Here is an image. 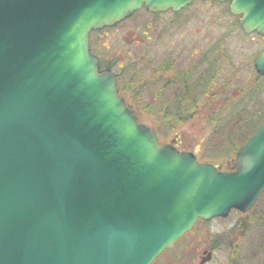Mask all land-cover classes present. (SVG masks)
Segmentation results:
<instances>
[{
  "label": "water",
  "instance_id": "obj_1",
  "mask_svg": "<svg viewBox=\"0 0 264 264\" xmlns=\"http://www.w3.org/2000/svg\"><path fill=\"white\" fill-rule=\"evenodd\" d=\"M193 1L0 0V264H152L256 206L264 121L221 172L161 145L90 51L92 32ZM212 1L264 37V0ZM253 62L264 77V50Z\"/></svg>",
  "mask_w": 264,
  "mask_h": 264
},
{
  "label": "rangeland",
  "instance_id": "obj_2",
  "mask_svg": "<svg viewBox=\"0 0 264 264\" xmlns=\"http://www.w3.org/2000/svg\"><path fill=\"white\" fill-rule=\"evenodd\" d=\"M228 9L229 3L196 0L179 14L169 11L152 16L141 11L91 39L96 56L104 64H114L112 72L122 76L119 80L121 87L131 83V92L120 94L138 120L156 131L161 144H169L175 139L184 148L195 150L199 163H208L221 172L229 173L234 170L237 152L223 156L228 152V146L220 147V142L213 141L220 137L221 130L215 131L211 140L215 129L212 116L219 115L227 122L225 117L230 108L246 98L248 89L258 85L253 60L264 50V38L242 33L238 26L240 19L232 16ZM203 56H207V66L209 63L214 64L216 75L213 74L211 90L199 103L196 116L168 134L158 133L157 130L165 126L160 121L163 116L161 112L165 113L163 102L171 95L175 97L172 89L166 97L162 90L168 81H173L179 72L192 69ZM166 59L173 63V72L169 74L162 73ZM126 72L128 77L123 76ZM136 95L138 99L134 98ZM167 104L173 107L175 102L170 99ZM257 108L264 109V104ZM249 213L233 211L226 219L199 221L191 232L154 264H199L203 257L207 258L205 252L211 253L210 260L205 264H232L234 248L237 246L242 250L244 258L248 257L252 252L251 244L255 235L248 236L242 242L236 227L247 217L254 218L255 215ZM223 235L226 244L233 241L232 248L224 246L212 249L217 237L223 241ZM245 264H264V254Z\"/></svg>",
  "mask_w": 264,
  "mask_h": 264
},
{
  "label": "trees",
  "instance_id": "obj_3",
  "mask_svg": "<svg viewBox=\"0 0 264 264\" xmlns=\"http://www.w3.org/2000/svg\"><path fill=\"white\" fill-rule=\"evenodd\" d=\"M229 10V9H228ZM229 12V11H228ZM240 19V18H239ZM239 26V25H238ZM240 27V26H239ZM241 29V28H240ZM242 31V30H241ZM243 33V31H242ZM97 33H94L96 35ZM99 34V33H98ZM169 59H166L163 64L165 70L162 71L163 74H169L172 71L173 63H169ZM199 63H196L192 69H186L179 72L173 81H168L165 85L164 90H162L163 96L170 94L168 91L173 90L172 94L175 97H167L169 99L164 100V112L162 119L160 121L165 124L157 130L162 135L170 133L186 125L189 121L193 120L196 116L197 107L203 98L211 90V85L213 82L214 75H216V70L214 64L209 63L207 66V56H203ZM114 64H104L100 62V70L112 72ZM128 77V73H124L123 76ZM134 76H131V78ZM122 79V76L120 77ZM131 80V79H130ZM215 80V79H214ZM258 85L255 88L247 90L246 100L241 99L240 102L235 104L230 108L229 113L225 117L227 122H224L219 115H213L214 121L212 123L214 126V132L211 135V140L215 135V131L221 130L222 133L220 137L213 141L216 143L220 142V147L224 145L228 146V152L224 153L223 156L226 157L229 153L235 151V153L246 143V141L252 136L256 129L264 121V109L258 110L260 104H264L262 101L264 92V78L257 76L255 78ZM152 83V82H150ZM129 83L126 87L123 86L120 93H126L130 91ZM131 92V91H130ZM138 99V96L134 97ZM172 99L175 102L173 107L169 106L168 101ZM167 104V107H166ZM252 104L253 106H250ZM254 108V111H252ZM262 112L260 115L259 113ZM156 114V113H153ZM215 118L217 120H215ZM223 124V125H222ZM213 128V127H212ZM158 132V133H159ZM264 195L260 198L257 205L249 213L255 215L254 218L247 217L240 224L237 225L236 229L239 230L238 236L242 238V242L250 236L255 235L254 242L251 244L252 252L251 254L244 258L242 255V250L237 246L234 253V258L232 259V264H245V262H251L257 260L258 257L264 254ZM260 203V204H259ZM222 239L218 240L216 238V244L212 249H217L226 246V248H232L233 241H228L225 243L224 235ZM256 239V240H255ZM244 259V260H243Z\"/></svg>",
  "mask_w": 264,
  "mask_h": 264
},
{
  "label": "flooded vegetation",
  "instance_id": "obj_4",
  "mask_svg": "<svg viewBox=\"0 0 264 264\" xmlns=\"http://www.w3.org/2000/svg\"><path fill=\"white\" fill-rule=\"evenodd\" d=\"M150 15H152V16H159L160 14H151V13H149ZM107 30V29H106ZM104 31V30H103ZM100 34V33H99ZM97 35H98V33H97ZM92 37H94V34H92L91 36H90V51H91V53H92V55L98 60V62H99V68H100V62L101 63H103V61H101L100 60V58H98L97 56H96V54L94 53V51H93V43H92ZM100 71H102V70H100ZM102 72H109V73H112L115 77H116V80H117V85H118V88H119V90H121V85L119 84V82L121 81V79H120V77L121 76H118V75H116V74H114L113 72H110V71H102ZM171 72H173V71H171ZM120 80V81H119ZM169 144H171V145H173L176 149H178L180 152H188V153H192V154H194L195 156H197L196 155V153H195V150H192V149H189V148H184V146H182V144L181 143H177L176 142V140L175 139H173L172 141H170V143ZM163 145H165V144H163ZM208 253V252H207ZM204 258V257H203ZM202 258V259H203ZM201 259V260H202ZM200 263H201V261H200ZM199 263V264H200Z\"/></svg>",
  "mask_w": 264,
  "mask_h": 264
}]
</instances>
